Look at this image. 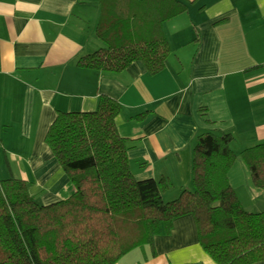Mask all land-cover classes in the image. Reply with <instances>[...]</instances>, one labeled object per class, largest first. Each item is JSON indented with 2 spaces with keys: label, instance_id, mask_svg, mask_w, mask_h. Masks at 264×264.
<instances>
[{
  "label": "crops",
  "instance_id": "0c3cea01",
  "mask_svg": "<svg viewBox=\"0 0 264 264\" xmlns=\"http://www.w3.org/2000/svg\"><path fill=\"white\" fill-rule=\"evenodd\" d=\"M182 1L189 10L164 23L172 53L152 75L139 61L118 73L78 65L105 46L97 1L0 0V180H26L43 204L72 195L47 132L60 111L97 110L107 95L121 105L116 125L138 180L189 190L199 135L230 133L238 156L231 185L251 200L264 195L241 155L264 142V0ZM170 188L165 200L177 197ZM154 248H134L116 264H217L191 214L156 236Z\"/></svg>",
  "mask_w": 264,
  "mask_h": 264
},
{
  "label": "trees",
  "instance_id": "16d2710c",
  "mask_svg": "<svg viewBox=\"0 0 264 264\" xmlns=\"http://www.w3.org/2000/svg\"><path fill=\"white\" fill-rule=\"evenodd\" d=\"M101 8L97 36L105 46L83 55L82 68L118 73L139 61L149 74L166 67L172 49L164 23L186 13L182 0H94ZM120 103L102 95L94 111H60L46 143L75 189L43 204L28 182L0 180V264H116L137 247L171 232L193 215L199 239L217 264L264 261V210L248 211L228 172L237 160L230 133L199 135L193 189L165 200V179L138 180L129 145L117 128ZM252 183L264 190V142L242 151Z\"/></svg>",
  "mask_w": 264,
  "mask_h": 264
},
{
  "label": "rangeland",
  "instance_id": "374dc122",
  "mask_svg": "<svg viewBox=\"0 0 264 264\" xmlns=\"http://www.w3.org/2000/svg\"><path fill=\"white\" fill-rule=\"evenodd\" d=\"M184 17L187 18V15H185ZM255 145H257V144H255ZM255 145H253V146H255ZM253 146H250V147H253ZM244 162H245V159H244ZM235 163L231 167V169L229 170V172L236 165ZM246 166H248V165L246 164ZM247 168H248V171L250 173L249 167H247ZM9 175H10V173H9ZM244 175L245 174L243 173L242 176L244 177ZM228 178H229V175H228ZM250 178H251V176H250ZM243 179H245V178H243ZM192 189H193V187L189 188V190H192ZM236 191H237V193H238V195H239V197H240V199H241V201L243 203V207L246 210H248V211H258V212H260V210L263 211V209H264V195H262L261 197H256L255 199L252 198V200H251L250 199V191H247L243 187L237 188ZM170 192H172L173 196H175V197L177 196L176 198H178L181 195V192L182 191L179 188L178 189L177 188H172V189L170 188ZM172 199H175V198L174 197L173 198H170V200H172Z\"/></svg>",
  "mask_w": 264,
  "mask_h": 264
}]
</instances>
